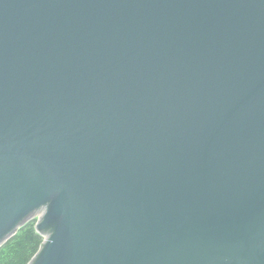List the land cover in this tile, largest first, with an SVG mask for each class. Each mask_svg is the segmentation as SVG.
Wrapping results in <instances>:
<instances>
[{"label":"water","instance_id":"95a60500","mask_svg":"<svg viewBox=\"0 0 264 264\" xmlns=\"http://www.w3.org/2000/svg\"><path fill=\"white\" fill-rule=\"evenodd\" d=\"M41 207L30 264H264V0H0V246Z\"/></svg>","mask_w":264,"mask_h":264},{"label":"trees","instance_id":"16d2710c","mask_svg":"<svg viewBox=\"0 0 264 264\" xmlns=\"http://www.w3.org/2000/svg\"><path fill=\"white\" fill-rule=\"evenodd\" d=\"M49 228L40 230L32 218L0 246V264H30L40 252Z\"/></svg>","mask_w":264,"mask_h":264},{"label":"flooded vegetation","instance_id":"af4514ba","mask_svg":"<svg viewBox=\"0 0 264 264\" xmlns=\"http://www.w3.org/2000/svg\"><path fill=\"white\" fill-rule=\"evenodd\" d=\"M44 211H45V207H41V208L37 209V210L34 212V214H35V213H38V212H43V213H44ZM34 214H33V215H34Z\"/></svg>","mask_w":264,"mask_h":264},{"label":"rangeland","instance_id":"374dc122","mask_svg":"<svg viewBox=\"0 0 264 264\" xmlns=\"http://www.w3.org/2000/svg\"><path fill=\"white\" fill-rule=\"evenodd\" d=\"M32 218H37V219H39V218H40V214H35L34 216L31 217V219H32Z\"/></svg>","mask_w":264,"mask_h":264}]
</instances>
